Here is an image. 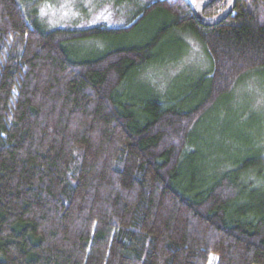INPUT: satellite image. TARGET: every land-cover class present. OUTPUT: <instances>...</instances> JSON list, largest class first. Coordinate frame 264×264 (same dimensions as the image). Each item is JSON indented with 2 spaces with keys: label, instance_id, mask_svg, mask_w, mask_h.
Returning <instances> with one entry per match:
<instances>
[{
  "label": "trees",
  "instance_id": "16d2710c",
  "mask_svg": "<svg viewBox=\"0 0 264 264\" xmlns=\"http://www.w3.org/2000/svg\"><path fill=\"white\" fill-rule=\"evenodd\" d=\"M25 1L0 0V264H264L262 148H230L238 129L199 137L248 72L264 74V0H235L213 26L187 0H148L121 26L52 30ZM175 32L209 69L180 96L136 83L176 61ZM85 42L89 55L71 47Z\"/></svg>",
  "mask_w": 264,
  "mask_h": 264
},
{
  "label": "rangeland",
  "instance_id": "374dc122",
  "mask_svg": "<svg viewBox=\"0 0 264 264\" xmlns=\"http://www.w3.org/2000/svg\"><path fill=\"white\" fill-rule=\"evenodd\" d=\"M148 0H26L29 6L30 17L44 30L55 28H86L96 24L121 26L127 23L133 15L140 10ZM191 6L197 0H187ZM34 4V5H31ZM31 5V6H30ZM163 15L149 16L135 30V34L127 37V43L141 42L156 24H160ZM170 34L163 43L168 49L167 54H174L175 62L158 65L149 74L139 76L135 82L141 85L160 86L177 96H180L188 87L196 82L197 78L209 69V58L203 46L189 34ZM120 39H113L119 42ZM85 43H77L71 47L80 54L89 55L93 52ZM93 44V43H92ZM97 48L98 45L93 46ZM169 54V55H170ZM158 90H160L158 88ZM191 90V89H190ZM249 120L253 124L244 127ZM220 129L226 134H234L238 129L236 141L228 142L229 147H238L243 140H250L260 146L264 152V74L250 71L240 80L232 93L218 104V108L209 115L206 125L199 133L202 147H211L219 142L222 135ZM220 132V133H219ZM225 134V135H226ZM225 145V144H224ZM226 146V145H225ZM243 146V144H242ZM217 257L211 255L208 264H216Z\"/></svg>",
  "mask_w": 264,
  "mask_h": 264
},
{
  "label": "water",
  "instance_id": "95a60500",
  "mask_svg": "<svg viewBox=\"0 0 264 264\" xmlns=\"http://www.w3.org/2000/svg\"><path fill=\"white\" fill-rule=\"evenodd\" d=\"M214 0H197L192 6V14L196 21L204 26H213L224 19L232 10L235 0H229L224 9L215 17L207 18L203 15V10Z\"/></svg>",
  "mask_w": 264,
  "mask_h": 264
},
{
  "label": "flooded vegetation",
  "instance_id": "af4514ba",
  "mask_svg": "<svg viewBox=\"0 0 264 264\" xmlns=\"http://www.w3.org/2000/svg\"><path fill=\"white\" fill-rule=\"evenodd\" d=\"M214 1H215V0H214ZM214 1H213V2H214ZM228 1H229V0H227L226 2L228 3ZM213 2H212V3H213ZM226 5H227V4H226ZM207 6H208V5H207ZM207 6H206V7H207ZM206 7H205V8H206Z\"/></svg>",
  "mask_w": 264,
  "mask_h": 264
}]
</instances>
